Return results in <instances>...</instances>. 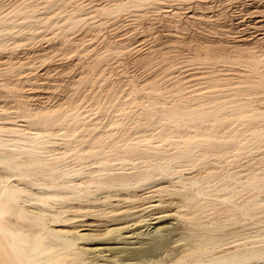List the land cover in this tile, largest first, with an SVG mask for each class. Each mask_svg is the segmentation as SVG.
<instances>
[{"label": "bare ground", "instance_id": "bare-ground-1", "mask_svg": "<svg viewBox=\"0 0 264 264\" xmlns=\"http://www.w3.org/2000/svg\"><path fill=\"white\" fill-rule=\"evenodd\" d=\"M16 1H19V0H16ZM30 1H33V0H30ZM46 1L47 2L50 1L49 2L50 4H51V2H52V4L54 3L51 0H46ZM56 1H58V0H56ZM124 1L122 3H120L121 1L120 2L116 1L117 3L115 2L116 4L114 3L115 5L113 6L114 9L121 8L123 6ZM136 1H138L137 4L139 6V3H141L144 0H135V2ZM23 2H26V1L23 0L21 3H23ZM36 2L37 3H35V4H38V2H39V5H37V7L39 8L41 1H36ZM105 2H108V1H105ZM128 2L130 3L131 0H128ZM135 2H131V4H133ZM18 3H17V5L21 6V3L20 4H18ZM43 3L45 4V0ZM162 3H164V2H162ZM27 4L28 5L24 6V8L20 9V7H19V10L18 9L16 10V12H18V13L20 12L22 14L20 21H18L19 19H16L17 18L16 16L15 17H13V15L11 16L10 13H9V15L4 16V17L0 16V36H1L0 39H2L3 36H4V38H7L9 36L7 34H10V36H12L14 34L13 28L18 26L19 22L20 23H31L32 19L34 17L35 18L37 17L36 12L40 9H38V8H37V10L35 9L34 2L30 3V4L27 3ZM85 4H87V3H85ZM53 5L52 6L50 5V8L52 7V9H54ZM133 5H135V4H133ZM14 6H16V5H14ZM48 6L46 3L44 7L46 8ZM1 8H3V7H1ZM5 8H7V6ZM103 8H105L104 11H107L109 9L108 7H107L108 9H106L105 6H103ZM50 10H49V12H50ZM54 10H52V11H54ZM109 10H111V8ZM44 11H45V9H44ZM99 11L101 12V10H99ZM42 12L43 11H41V13ZM45 12H47V14H48V11H45ZM0 13H1V11H0ZM38 13H40V12H38ZM259 13H260V11H259ZM14 14H15V12H14ZM49 14H50L51 19H52L53 16H52L51 12ZM58 14L59 13H57V17L59 16ZM41 15L43 17H47V16L43 15V13ZM54 15H56V14H54ZM38 17H40V15H38ZM69 17H72V15ZM69 17H67V18L69 19ZM19 18H20V16H19ZM58 18H56V19H58ZM61 18H62V16L59 19H61ZM72 18H70V19H72ZM53 19H55V17ZM53 19L51 21H53ZM65 19L66 18L64 17V21L67 20V19L66 20ZM70 19H69V22H70ZM33 20H35V19H33ZM36 20L38 21V18ZM82 20L83 19H81V18L78 19L75 17V19H72L71 21L75 25H78L79 23H81ZM17 21H18V23H17ZM40 22L42 23V21H40ZM34 23H36V22H34ZM41 23L39 24L40 26L42 25ZM44 23L47 24L48 21L44 20L42 26H44ZM65 23H67V21ZM65 23H63V24H65ZM71 23H69V24H71ZM38 24H36L37 27H39ZM69 24L67 23L64 26H66V25L69 26ZM23 25H25V24H23ZM36 25L32 24L33 27H31V28L33 29L34 26L36 27ZM55 26H56V24H55ZM27 27H25V28H27ZM37 27H36V29H37ZM46 27L48 28V25H46ZM25 28L24 29L21 28V30H20V28L19 29L17 28V29H18V31L19 30L22 31V30H25ZM28 28L30 29V26ZM17 29H16L15 33H17ZM145 31H146V29H145ZM38 32H40V31H37V33ZM22 34H24V33L21 32V35ZM5 36H7V37H5ZM32 37H34V36L32 35ZM246 37H247V35H246ZM9 38H11V37H9ZM7 39H5V40L3 39V40L6 42ZM243 39H246V38L244 37ZM249 39L251 40V37ZM240 41H242V40H240ZM2 42L3 41L0 40V45L2 44ZM219 43H220V41H219ZM239 44L242 45V47L240 45L241 48H243L245 46V45L243 46L242 43H239ZM5 45L6 44H4V46ZM122 45H123V43H122ZM198 45L200 46V44H198ZM223 45L224 44H222V46ZM222 46L220 48L223 50ZM236 46L232 47V50H233V48L237 49ZM128 47L123 46L122 48H128ZM214 47H218V46H214ZM247 47H249V46H247ZM0 48H1V46H0ZM118 48H119V46H118ZM118 48H116V49H118ZM206 48L208 49L207 45H206ZM220 48H219V55L221 52H224L225 55L229 56L227 54L228 51H227V53L225 50L220 52ZM244 48L246 49V51H244V53L246 52L247 53L246 55H249L250 53L247 52L246 46ZM244 48L242 50H245ZM37 49H39V48H37ZM119 49H121V46ZM198 49H200V48H198ZM211 49L214 50L216 52V54H218V51L215 50L217 48H215V49L211 48ZM210 50H209V52H210ZM212 50H211V52H212ZM248 50H250V48ZM115 51H117V50H115ZM120 51H122V50H120ZM214 51L212 52L213 55H215ZM250 51L252 52L253 50H250ZM263 51L264 50L262 49V52ZM229 52H231V49L229 50ZM233 52H235V51L233 50ZM254 52L255 51H253L252 53L254 54ZM241 53H243V52H240V54H238L237 56L241 55ZM252 53H251V55H252ZM222 54H221V56H222ZM229 54H232V53H229ZM235 54H237V52H235ZM225 55H223V57ZM41 56H43V54ZM230 56L228 58H230ZM216 57H217V55H216ZM242 57H240V58H242ZM244 57H246V56L244 55ZM30 58H32V57H30ZM0 59H1V57H0ZM226 59H227V57H226ZM231 59L234 61L235 57L234 58L231 57ZM236 59H238V61H240L239 58H236ZM236 59H235V61H236ZM246 59H248V61H249V62L246 61L247 63L255 64L253 59L249 60V57ZM241 60H245V59L242 58ZM3 61L5 62V60L2 59L1 62H3ZM255 61H256V59H255ZM257 61L260 62L262 60L258 59ZM257 61H256V64H258ZM14 62H15V60H14ZM227 62L229 63V61H227ZM262 63H259V64H261L260 66H262ZM256 64H255V67H256ZM252 66H254V65H252ZM16 67L17 66L10 67L11 69H9V71L11 70L10 71L11 74L14 71L16 72V70H13ZM258 68H259V66L256 68V70ZM3 69L4 68H1V70H3ZM18 69H19V67H18ZM253 70H255V69H253ZM256 70H255V73H256ZM2 72L3 71H1V73ZM257 73H258V70H257ZM7 74H9V73H7ZM14 74H12V75H14ZM258 74H260V73H258ZM17 75H19V73ZM261 75L262 74H260V76ZM256 76L259 77L258 75H255V77ZM262 76H264V75H262ZM229 77H232V76H229ZM149 82H151V81H149ZM250 84L253 87V88L250 87L249 88L250 90H251V88L254 89V87H256V89L258 88V91H256V92H259V91H261L259 89H262V87H264V77H261L257 81L250 83ZM247 85L245 86V88H247ZM242 87H244V86H242ZM249 89L247 88L246 90H249ZM243 90L244 89H242V91ZM263 90H264V88H263ZM199 92L202 93L203 91L199 90ZM240 92H241V89H240ZM256 92H254V93H256ZM153 94H155V93H153ZM207 94H208V91H207ZM225 94H227V93H225ZM252 94H249V95H252ZM221 95H222V93H221ZM19 96L21 97V95H19ZM204 96H206V95L204 94ZM145 97H147V95ZM151 97H153V96H151ZM199 98H201V97H199ZM151 99L155 100L154 98H151ZM151 99L148 102H150V101L153 102V100H151ZM202 99H201V101H202ZM207 99H208V97H207ZM210 99H212V98H210ZM197 100H200V99H197ZM23 101H24V99H23ZM180 101H182V100H180ZM24 102H22V98H21V100L17 99V102H16L17 105L14 104L13 108L16 109L15 113L17 115L25 118V120H26L25 122H27L29 126L33 125L30 129L23 127L24 124L20 125L21 123H19V121L18 122L15 121L14 117H13L14 118L13 121H11L12 120L11 119L9 121H5V122L3 121L0 124V131H6V135L5 134L4 135L7 136V137H2L0 135V264H261L262 262H264V175H262V176L260 175L258 177V174L256 172H253V173L257 174L256 177H252L248 180H245L247 178V176H245V178L242 180L241 176L238 177V179H237L234 176L233 172L229 173L231 171L230 170L228 172L229 169L227 170V172H228L227 173V172L223 171L224 169L221 168L222 169V172H221L220 171L221 169L219 170L218 168H220V167H218V166H216V167H218L216 169V171L218 170L220 172L213 171V169H215V168H212V167H211L212 170L208 169L209 170L208 172H194V171L193 172H179V171L184 170L183 167L180 170L178 169L180 167L179 164H178L179 167L178 168L176 167L177 168L176 172H170L171 170H173L172 166H171L172 160L174 161L175 159H179L181 157H186L188 160L195 159L196 155L194 156L193 152H194V148L197 146V143L199 140L205 141V142H203V143H206L204 145V147L206 145H209L208 147H211V148L215 147V146H220V147L222 146V148H223L224 146L226 147V145H228L229 140H230L229 137H228L229 140L226 137H224L225 134L223 136H220V137H215L214 136L215 132L218 129H216V127L214 128L213 125L211 126V124H210L211 128L209 126L207 127V125L209 124L208 121H211V119H213L212 123H214V126H217V124H215V123H219L224 119V116L222 117L219 114V109H217L218 105H216V107H212L215 105L211 106V104H210V106L209 105L206 106L207 103L205 102L206 104L205 103L203 104V105H205V107H204L202 105L189 104L187 101L186 102L185 101L179 102L177 100V102H179V103L173 102V104H171V105H166V104L162 103L161 108H157L158 102H156V105L154 104L155 101L153 103H149L146 105V108H143V109H146L147 112H149V113L146 112L147 114H149L148 117L150 115H152V117H155L156 120L157 119L160 120V119L165 118V119H167L168 122L171 121V123L175 124V125H177L178 122H180L181 120L184 121L183 119H185L186 121H190L189 124L190 123L192 124V122L195 123L198 121L201 123L202 122L203 123L208 122V123H206L207 124L206 126H205V123H204V127L202 126L203 128L207 127L208 132L201 133L202 138H199V136L196 135V133H194V135L192 133H190L193 136L192 135L189 136L190 134H188V135L185 134V136H187V137L183 136L184 137V138H182L183 141L182 142L178 141V142H180L179 144L176 142L177 140L175 139L174 143H177L176 144L177 146L175 147L174 150L171 149L172 151H166L167 149L164 151V150H162V147H160L161 149H159V146H161V145L160 144H157V145L153 144V142L150 140V137H148L151 135L148 134L146 137L139 138L142 135H140L138 133L140 136L139 137L137 136L138 139H136L135 141L133 139V141L125 142L124 144H118V145H122V146H117V147H116L115 143H113V144L115 145L114 148L117 152L119 151V150H117L118 147H120V150L122 149L121 150L123 152L122 157L128 155L130 157V159L135 157V156H139V159H140V156L145 158V160H143L142 164L135 162V161H132V159H131V161H132L131 170H128V171L125 170L127 168H125V169L122 168V170H117V168H115L113 166L109 167L110 165L117 164V161L115 162V159H117V158H114V161H112V162L106 161L107 156H109V155H107V153L109 154V152L111 150L110 151L108 150L109 152L106 153L107 156L105 158V156H104L105 155L104 154L105 149L99 147L100 149H95V150L90 151L91 154L99 157L98 158L99 161H97L99 163L98 167L95 169L94 168L90 169V170H88V172H85V171L83 172V169L81 170V168L75 170V169H71L70 167H66L67 165L66 166L63 165L62 161L58 160V156L54 155L53 153L48 154L49 149L51 147L49 149H47L45 146V142H46V140H48L49 137L56 136V135L57 136L63 135V133H64L63 131L66 127L65 125H63V126H65L64 128L61 126L62 127L61 129H63V131L61 130L58 132H52V131L47 130V126L51 123L52 124L53 123L61 124L62 123L61 121L62 120L64 121L66 119V117L68 120L69 114L70 115H71V113H72V115L74 114L73 111L71 110L72 112L67 114L65 112H61V109H59V108L58 109L60 111L58 112L57 108L55 107L56 108V109H54V110H56L55 112H54V110L53 111L51 110V112L50 111L42 112L43 108L42 109L36 108L37 111H35L36 110L35 109V110H33L35 112H33V111L30 112L29 106L27 104H26V106H28V108L25 107V105H22ZM3 109H5V108H2V110ZM2 110L0 111V113L2 112ZM5 110H3L2 114L4 113ZM131 110H132V108H131ZM243 112H245V111H243ZM243 112H241V113L243 114ZM146 113L144 112V114L142 116H144ZM245 113L248 114L247 111ZM258 114H264V109L258 108L254 112L252 111V113L248 114V116L250 118H252ZM2 116L5 117L4 115H2ZM71 116H70V120L72 119V117L73 118L77 117L75 120L76 122H78L77 120H79V119L81 120V118L78 119V116H75V117L74 116L71 117ZM142 116H141V118H142ZM8 117H10V116H8ZM148 119H154V118L150 117ZM165 119L162 120V121H164L163 123H165V121H166ZM16 120H17V118H16ZM0 121H2V120H0ZM90 121H92V120H90ZM103 122H105V121H103ZM133 122H136L134 124H138L137 121H133ZM74 123H71L72 127L74 126L73 125ZM85 123H86L85 126L82 125V127L87 126V130H88L89 128L87 125L88 124L87 121ZM116 123L117 122H115L113 124H116ZM149 123H147V124H149ZM71 124H70V126H71ZM75 125H77V124L75 123ZM198 125L201 126V124H199V123H198ZM77 126H79V124ZM89 126H91V125H89ZM138 126H139V124H138ZM51 127H53V126H51ZM67 127H68V125H67ZM141 127H138V128H141ZM162 127L164 128L165 126L162 125ZM212 127L214 128V130L216 129V131L213 130L214 135L212 134L213 132L211 133L209 131V128L213 129ZM93 128H95V127H93ZM130 128H132V127H130ZM195 129L198 130L197 128H195ZM128 130H130V129H128ZM152 130H153V128H152ZM207 130H205V131H207ZM258 130H260V129H258ZM78 131H79V128H78ZM110 131H108L109 137L111 136L110 134L115 135L114 134L115 132L111 133ZM156 131H158V130H156ZM167 131L170 132L171 130H167ZM200 131H201V129H200ZM227 131H230V129L229 130L227 129ZM227 131H224V132L227 133ZM168 132H166V130L164 128V129L159 131V134L158 133L157 134L159 135L158 137H161L162 139L166 140L170 136V135L168 136L166 134ZM255 132H256V130H255ZM88 133L90 135V132H88ZM123 133H125V132H123ZM123 133H121V134H123ZM217 133H218V131H217ZM239 133H235L234 136H236L237 134L239 135ZM144 134H145V132H144ZM219 134L220 133H218V135ZM253 134H256V133H253ZM258 134H260V133H258ZM258 134H256V135H258ZM79 135H78V133L73 134L70 139L64 141L65 145L68 147V148L66 147L67 152H68V150L70 151L72 149L70 147L72 142L75 139H77L78 137L81 138V135L80 136ZM91 135H93V134L91 133ZM96 135L98 136L99 133ZM100 135L102 136V134H100ZM127 135L128 134H126V137H127ZM133 135L134 136L132 138L135 137V134H133ZM227 135L231 137L229 132ZM256 135H255V137L259 136V135L258 136H256ZM103 136H104V134H103ZM178 136H180V135H178ZM232 136H233V134H232ZM242 136L243 135H241V138H242ZM251 136H254V135H251ZM100 137L98 139H100ZM104 137L107 138L106 135ZM104 137H102V138H104ZM112 137H114V136H112ZM123 137H122V139L126 138V137H124V138ZM128 137H130V136H128ZM233 137L231 139H233ZM91 138H92V136H91ZM81 139L83 140V138H81ZM84 139H86V138L84 137ZM110 139L108 138V140H109L108 143H110V141H111ZM237 139L240 140L239 138H237ZM250 139H252V137H250ZM82 140L77 142V143H81ZM100 140H103V139H100ZM179 140H181V139H179ZM238 140H237V142H235V140H234L235 144L241 143ZM248 140H249V138H245L244 141H248ZM254 140H258V138L253 139V144H254ZM259 140H261V139H259ZM162 141H164V140H162ZM250 141H252V140H250ZM250 141H249V143H250ZM75 142H76V140H75ZM84 142H83V144H86ZM92 142H93V140L91 141V143ZM101 142L102 141L98 142L99 146H100ZM256 142L259 144L261 141H256ZM170 143L173 144V142H170ZM201 143L199 142V145ZM232 143H233V141H232ZM244 143H242V144H244ZM257 143H256V146H257ZM73 144H74V142H73ZM246 144L247 143H245V146H246ZM101 145H103V144H101ZM93 146L96 148V144ZM238 146H240V145L238 144ZM245 146L243 147L242 152L246 148ZM253 146H255V144ZM61 147H62V145H61ZM112 147L109 148V146H108L109 149H112ZM248 147H249V144H248ZM56 148H58V147H56ZM90 148H92V145ZM211 148H210L211 151L215 150V149L212 150ZM240 148H242V147L240 146ZM89 149L87 151H89ZM196 149H198V148H196ZM204 149H205L204 151L206 152L207 151L206 147ZM216 149H218V148H216ZM219 150H221V149H219ZM60 151H61V149H60ZM199 151H202L203 153L199 152ZM199 151H198V153L204 154L203 149L202 150L200 149ZM208 151H209V149H208ZM223 151H225L224 152V154H225L227 152L226 148L223 149ZM223 151H219L218 153H220V152L222 153ZM260 151H259V153L261 154ZM120 152H118V154ZM216 152H217V150H216ZM216 152H214V154H217ZM74 153L75 154L77 153L78 155L83 154L82 152H79V151H74ZM86 153L88 154V152H86ZM194 153H196V152H194ZM221 153L218 155H221ZM262 153H264V152L262 151ZM84 154H83V156H84ZM115 154H114L115 156H113V157H116V156L121 157L120 156L121 154L120 155H118L117 153H115ZM201 154H199V155H201ZM206 155L207 154H205L204 156H206ZM208 155H209V153H208ZM211 155L213 156V153ZM211 155H209L210 159L211 158L213 159V157L216 156V155H214L212 157ZM229 155L227 154L225 156H229ZM86 156L87 155H85L84 158H86ZM149 156H151V157H149ZM199 158L202 159L203 157L202 158L199 157ZM199 158H196V159H199ZM214 158L217 159V157H214ZM218 158H220V157H218ZM223 158H225V157L223 156ZM76 159L81 160V157L80 156L76 157ZM88 159H85V160H88ZM125 159H126V161L125 160L124 161L126 164V162H128V158L126 157ZM208 159L209 158H207V160L205 162H207V161L209 162L210 159L209 160ZM220 159H222V156ZM258 159H260V157H258ZM93 160H95V159H93ZM108 160H111V159H108ZM117 160H119V159H117ZM204 160H202V161L204 162ZM122 161L123 160L119 161V163ZM192 161L194 163L195 160H192ZM199 161H201V160H199ZM228 161H230V160H228ZM234 161H236V159ZM71 162H73V161H71ZM77 162H79V161H77ZM91 162H94V161H91ZM97 162H95V163H97ZM129 163H130V160H129ZM182 163H184V161H181V165H182ZM248 163L250 166V163H252V162L250 161ZM119 165L117 164L116 166H119ZM201 165H202V163H201ZM205 165L207 166V163ZM212 165H213V163H212ZM84 166H85V163H84ZM86 166L84 169L89 168ZM124 166H127V165H124ZM249 166H247V167H249ZM253 166H254V164H253ZM90 167H92V166H90ZM95 167H96V165H95ZM129 167H130V165H129ZM236 167L239 168V166H236ZM174 168H175V166H174ZM108 169L111 171L107 172ZM202 169H201V171H202ZM231 169H234L232 171H236L235 168H233V167ZM245 171L246 172H243V174L247 173V169ZM223 172L226 174H224ZM236 173H237V171H236ZM240 173H242V172H239V174ZM230 174H232V176H230ZM243 174H241V175L243 176ZM248 174H250V173L248 172ZM237 175L238 174H236V176ZM250 175H252V174H250ZM250 175H248V177H250ZM239 178H240V180H239ZM217 210H220V211L218 212ZM216 211L218 213H216ZM239 215H241L242 218ZM238 218H240V219H238Z\"/></svg>", "mask_w": 264, "mask_h": 264}, {"label": "rangeland", "instance_id": "rangeland-1", "mask_svg": "<svg viewBox=\"0 0 264 264\" xmlns=\"http://www.w3.org/2000/svg\"><path fill=\"white\" fill-rule=\"evenodd\" d=\"M19 1L0 0V8L3 7L1 8L2 10L0 9L1 11L0 16L4 17V16L9 15L10 13L11 16L12 15L13 17L16 16L17 17L16 19H19L18 21H20L22 14L20 12L19 13L16 12L17 9L19 10V7L20 9H22L24 8V6L28 5L27 3L30 4L34 2L35 4L37 3L36 1H41L39 8L37 7V5H39V2L38 4H35V9L37 10L38 8L40 10L36 12L37 17L36 18L34 17L33 19L36 20L38 18L39 22L42 21V23L40 22L42 25H43L44 20L48 21V23L47 24L44 23V26L42 25L40 26L39 25L40 23L37 20L35 21L33 19L31 23H20V22L18 23L17 21L18 26L13 28L14 34L13 35L11 34L12 36H10V34H7L9 36L8 37L5 36V37H7L8 39L4 38V36L2 37V39H0L1 41L4 42V43L2 42V44L0 45L1 46L0 48L1 59L0 60L1 61L2 59L5 60V62L0 61V108L2 107L6 109V110L3 109L5 110L3 114H2L3 112L2 108L0 109V111L2 110V112L0 113V120H2L0 121V124L3 121L5 122L11 119H12L11 121H13L15 118V121L17 122L19 121V123H21L20 125L24 124L23 127L25 128L30 129L33 126V125L29 126L28 123L25 122L26 120L24 117L19 116L15 113L16 109L13 108V105L16 104L17 99L21 100V98H22V102L24 101L26 102V103L24 102L22 105H25V107L27 108L29 106L30 112H32L36 108L37 109L43 108L42 112L44 111L51 112V110L53 111L56 108L58 112L60 111L59 109H61V112H65L67 114L73 111L74 114L72 115L71 113V115L74 117L78 116V119L81 118V120L79 119L77 120L78 122H76L75 120L77 117L73 118L69 114L68 120L66 117L65 119L66 121L62 120L61 124H58V123L49 124L47 126V130L52 131V132H58L61 130L63 131V129L61 128L62 127L64 128L65 126L66 127L63 131L64 136L56 135V136L49 137L48 140H46L45 142V146L47 149L51 147L49 149L48 154L53 153L54 155L58 156V160H61L63 165L65 166L67 165L66 167H70L71 169H75V170L81 168V170L83 169V172L84 171L88 172V170L93 169V168L95 169L99 165V163L97 162L99 161L98 160L99 157L91 154L90 153L91 150L100 149L99 147L105 149V152H104L105 158L107 155H109L107 156V158L111 159V160H108L106 158V161L112 162L114 161V158L119 159V160L115 159V162L117 161V164L118 165L120 164L119 166H116L117 164H114V165H110L109 167L113 166L117 168V170H122V168L123 169L127 168L125 170L128 171V170H131L132 161L142 164L145 158L140 156V159H139V156H135L131 158L132 159L131 161L128 155L122 157L123 152L121 151L122 149L120 150V147H118L117 150H119L118 152L121 151L122 153L120 152L118 154V152L114 148L115 145L116 147L122 146L118 144H124L125 142L133 141V139L135 141L136 139H138L140 135L142 136H140L139 138L146 137L149 134L151 136H148V137H150V140L153 142V144L161 145L159 146V149H161L160 147H162V150L164 151L166 149H167L166 151H172L171 149L174 150L175 147L177 146L176 145L177 143L179 144L180 142L183 141L182 138L187 137L185 136V134L188 135L192 133L194 135V133H196V135H198L199 138H202L201 133L208 132L207 127L208 126L210 127V124H211V126L213 125L214 128L216 127V129H218L217 130L218 133H220L218 135L216 129L214 130L213 127H212L213 129H210L211 128L210 127L209 131L211 133L213 132V130L216 131L215 135H214V132L212 133L215 137H220L225 134L224 137H226L227 139L228 137L230 138L231 141L228 139L229 140L228 145H226V147L224 146L223 148L222 146L221 147L215 146L218 149H216L215 147L211 148V147H208L209 145H206L205 146L206 150L208 151L209 149V151L205 152L204 145L206 143H203L205 142L203 140H199L197 143V146L194 148V152L196 153L193 152L194 156L196 155L195 159L188 160L186 157H181L179 159H175L174 161L172 160L171 166L173 170H171L170 172H176V169L179 166H180L178 168L179 170L182 169V167L184 169L179 172H193V171L194 172H208L209 171L208 169L212 170L211 167L215 168L213 169V171L217 172L218 170L216 171V169L220 167L218 168L219 170L222 168L224 169L223 171L227 172V170L229 169L228 172L231 170L229 173L233 172L234 176L237 179L238 177L241 176L242 180L245 178V176H247L245 180H248L252 177H256L257 174H258V177L260 175L261 176L264 175V157H263L264 153H262V151L264 152V129H263L264 128V114H258L252 118L248 116V114L252 113V111L254 112L258 108L264 109V90H263L264 87H262V89H259L261 91L256 92L258 91V88L256 89V87H254V89H252L253 87L250 84V83L257 81L259 78L264 77L262 76L264 75L263 74L264 73V51L262 52V49L264 50V35H263L264 34V0H197V1L196 0H193V1L192 0H187V1L186 0H183V1L182 0H173V1L167 0L168 2L166 0H165L166 2L164 0H156V1L155 0H144L141 3H139V6L137 4L138 1L135 2V0H131V2H135L133 3L135 5H133L131 4V2L129 3L128 0H125V1L123 0L124 1L123 6L119 9H114L113 6L117 3L116 1L118 2L121 1L120 3H122L123 2L122 0H58V1L51 0L54 2L53 3L54 5L52 4V2L50 4L49 3L50 1L47 2L45 0V4L47 3V6L49 4L51 6L53 5L54 6L53 8L55 10L52 9V7L50 8V5L46 7L47 8L46 9L44 7L45 4L43 3L44 0L43 1L42 0H33V1L25 0L26 2L28 1L27 3L26 2L21 3L23 0H19ZM105 1H108V2H105ZM17 3L18 4L21 3V6L20 5L18 6ZM5 5L7 6V8H5L6 7ZM14 5H16L17 7ZM103 6H105L106 9L111 8V10L108 9L107 11H104L105 8H103ZM44 9L45 11H48V14L47 12L44 11ZM49 10L53 16L52 19L54 17L55 19L58 17L60 18L61 16L63 19L58 18L56 19L57 21L55 19L51 21L52 19L49 14L50 13ZM99 10H101V12ZM41 11H43L42 12L43 15L47 17H43L41 15L42 14ZM57 13H59L58 17H57ZM38 15H40V17H38ZM71 15L73 18L69 17ZM64 17L67 19L65 20L67 21L68 24L71 23L72 22L71 20L75 19V17L78 19L81 18L83 20L78 25H75L72 22L71 24L72 25L74 24L73 26L71 24H69V26L68 25L64 26L65 24H67L65 23L66 21H64ZM67 17H69V19L72 18L70 19V22ZM54 23L56 24V26ZM32 24L33 25L38 24L39 27H37L36 25L37 29L35 26H34L35 29L34 28L32 29L31 28L33 27ZM46 25H48V28L46 27ZM27 26L28 27L30 26V29ZM25 27H27L28 29ZM15 28L16 29L20 28V30L21 28L22 29L25 28V30L18 31L17 29V33H15L16 31ZM37 31H40V32L37 33ZM21 32H23L24 34L21 35ZM32 35L34 37H32ZM244 37L246 39H243ZM250 37H251V40L249 39ZM236 38L237 39L239 38V39L237 40ZM3 39L4 40L7 39L6 42ZM196 42L200 44V46ZM239 43H242L243 46L244 45L246 46L247 52L250 53L249 55H246L247 54L246 52L244 53V51H246V49L244 48L245 46L243 47L245 50H242L243 49L241 48L242 45ZM245 43L246 44L248 43V44L246 45ZM4 44L6 45L4 46ZM222 44L224 45L222 46ZM206 45L208 49L206 48ZM220 45L222 46L223 50L226 51V53L228 51L227 54L229 56L231 55L230 58H228L229 56L225 55L224 52H221L223 50L220 48L221 47ZM234 45L235 46L237 45L236 46L237 49L233 48V50L237 52V54H235V52H233L232 50V47H235ZM118 46L119 48L121 46V49H119ZM123 46L128 47V48H122ZM214 46H218V47H214ZM211 48L213 49L217 48L215 50L218 51V54H216V52L212 50ZM219 48L221 52L220 55H219ZM249 48L250 50L255 51L254 54L252 53L253 51L251 52L250 50H248ZM210 49L212 50V52L214 51L215 55L212 54ZM230 49H231V52H229ZM240 52H243V53L237 56L238 54H240ZM229 53H232V54H229ZM42 54L43 56H41ZM223 55L225 56L223 57ZM244 55L246 57H244ZM231 57L232 58L235 57V59L239 58L240 61H238V59H236V61L234 59L233 61ZM240 57H242L245 60H241L242 58ZM248 57H249V60L253 59L255 64L258 59L262 61L260 62L257 61L258 64H256V67H255V64L247 63L249 62L248 59H246ZM227 61H229V63ZM259 63H262V66H260L261 64ZM251 64L254 66H252ZM14 66H17L14 69L12 68L13 70H16V72L15 71L12 72V74L15 73L14 75H12L10 73L11 70L9 71V69H11L10 67H14ZM258 66L259 68L257 70H258V73L262 74L261 76L260 74L257 73V70H256ZM1 68H4V69L1 70ZM252 68L256 70V73H255V70H253ZM1 71L3 72L1 73ZM18 73L19 75H17ZM255 75H258L259 77L257 76L255 77ZM229 76H232V77H229ZM148 80L151 82H149ZM246 83L247 84L249 83L250 85L248 84L249 85L248 86ZM246 85L248 89L252 87L251 88L252 91L250 89L246 90L247 89L245 88ZM240 89H241V92H240ZM242 89H244L245 91L244 90L242 91ZM199 90L203 92L200 93ZM207 91H208V94H207ZM14 93L15 94L17 93V94L15 95ZM203 93L206 96H204ZM249 94H252V95H249ZM19 95H21V97ZM146 95L147 97H145ZM209 97L212 99H210ZM151 98H154L155 100ZM150 99L153 100V102L155 101L154 102L155 105H156V102H158L157 108H161L162 103L166 105H171L173 104V102L179 103V102H184V101L185 102L187 101L189 104L202 105L204 107L205 105L203 104L205 102L207 103L206 106L208 105L210 106L211 104V106L215 105L212 107H216V105H218L217 109H219V114L222 117L224 116V119L219 123H215L217 124V126H214V123H212L213 119H211V121H208L209 122L208 125L206 124L208 122H204L205 126L207 125L206 128H203L204 127L203 122H202L203 124L199 121L195 123L192 122V124L191 123L189 124L190 121H186L185 119H183L184 121L181 120L180 122H178L177 125H175V124H172L171 121L168 122L167 119L164 118L166 121L165 123H163L164 121L162 120L164 119L156 120L155 117H152V115L148 117L149 114L147 113L149 112H147L146 109H143V108H146L147 104L153 103L151 101L148 102ZM197 99H200V100H197ZM177 100L179 102H177ZM26 104L28 106H26ZM37 109L35 111H37ZM55 111L56 110H54V112ZM243 111L245 112L247 111L248 114ZM144 112L145 113L147 112V113L144 116H142ZM241 112H243V114ZM2 115H4L6 118L3 117ZM70 116L72 117L71 120H70ZM150 117L154 119H148ZM86 121L88 123L87 124L89 128L88 130H87V126L84 127L86 124L85 123ZM133 121H137L139 126L138 124H134L136 122H133ZM70 122L71 123L75 122L77 125L79 124V126L81 125L80 126L81 128L75 125V123L73 124L74 126L72 127V124ZM115 122L117 123L113 124ZM198 123L201 124V126H199ZM82 125L84 126L82 127ZM89 125H91L92 127ZM162 125L165 126L164 128L166 132H168L167 130H171L170 132L166 133L168 136L170 135L169 138L166 140L162 139L161 137H158L159 131L164 129ZM137 126L141 128H138ZM260 127L261 128L263 127L262 128L263 130ZM78 128H79V131H78ZM127 128L130 130H128ZM195 128H197L198 130H196ZM204 129L207 131H205ZM227 129L228 130L230 129V131H227ZM258 129H260L261 131ZM108 131H110L111 133L115 132L114 133L115 135L110 134L111 136L109 137ZM143 131L145 132L146 135L144 134ZM224 131H227V133ZM88 132H90V135ZM123 132L128 134L127 137H126V134ZM228 132L231 135V137L227 135ZM239 132L240 133L242 132V133L240 134ZM257 132L260 134H258ZM76 133H78V135L80 134L81 138H83V140L84 141L86 140V141L84 142L81 138L78 137L77 139H75L76 142L75 140L73 141L74 144L72 142L70 146L72 149L70 151L68 150L67 152V149H66L67 146L65 145L64 141L70 139L72 135ZM91 133L93 135H91ZM95 133L96 134L99 133V135L97 136ZM235 133H239V135L237 134L236 136H234ZM253 133L258 134L259 136ZM4 134L6 135V131H0V135L2 137H7ZM100 134H102V136ZM103 134L104 136L106 135L107 138H105ZM133 134H135L134 138H132L134 136ZM192 134H190L189 136H191ZM232 134L234 137L232 136ZM241 135H243L242 136L243 139L241 138ZM251 135H254V136H251ZM255 135L258 137H255ZM123 136L126 138H124ZM128 136H130L131 138ZM84 137L86 139H84ZM99 137L100 139H103V140L98 139ZM122 137L124 139H122ZM232 137L233 139H231ZM244 137L249 138V140L244 141L245 140ZM250 137H252V139H250ZM253 137L255 139L258 138V140H254L255 146H253L254 145ZM108 138L109 139L111 138L110 143H108L109 142ZM237 138H239L240 140H238ZM175 139L177 140L176 141L177 143H174ZM81 140H82L81 143H77ZM90 140L91 141L93 140V142L91 143ZM98 140L102 141L100 143V146L98 144L99 142ZM234 140L235 142H237V140L241 142L238 144L242 148H240V146H238L237 143L235 144ZM242 140L245 143H247L246 146ZM256 141H261V142L258 144ZM83 142L86 144H83ZM170 142H173V144H171ZM199 142L200 143L202 142V143L199 145ZM113 143H115V145ZM256 143H257V146H256ZM60 144L62 145L63 148L61 147ZM95 144H96V148L93 146ZM248 144H249V147H248ZM91 145H92V148H90ZM107 145L109 146V148L113 146L112 149H109ZM244 146L246 148L242 152V149ZM210 148L212 150L215 149L213 150L214 152H216L217 150L216 152L217 154H214V152L211 151ZM225 148L227 152L224 154L225 151H223V149ZM88 149L89 151H87ZM200 149L201 150L203 149L204 154L198 153ZM108 150L109 151L111 150V151L109 152ZM74 151H79L85 154L84 156L83 154L78 155L77 153L75 154ZM219 151H223L222 153L220 152L221 155H218L220 154L218 153ZM259 151L261 152V154L259 153ZM86 152H88V154ZM107 152H109V154ZM199 152H202V151H199ZM211 152L213 153V156L216 155L214 157H217V159L211 155L212 154ZM113 153L114 154L117 153L118 155L121 154L120 156L122 158L119 156L113 157L116 155V154L114 155ZM208 153L209 155L213 157V159L212 158L210 159V156L208 155ZM205 154H207L209 157L207 155L204 156ZM227 154L228 155L230 154V155L225 156ZM85 155H87L86 158H84ZM79 156L81 157V160L76 159V157H79ZM221 156H222V159H220ZM223 156L226 159L223 158ZM126 157L128 158V162H126L125 164ZM199 157L201 158L203 157V158L200 159ZM258 157H260V159H258ZM196 158H199V159H196ZM207 158H209L211 161L208 159L209 162L208 161L205 162ZM85 159H88V160H85ZM93 159H95L96 161ZM235 159L236 161H234ZM76 160L79 162H77ZM121 160L123 161L125 160V161L124 162L122 161L123 163L122 162L119 163V161ZM129 160H130V163H129ZM192 160H195L194 163ZM197 160L198 161L201 160V161L198 162ZM202 160H204V162ZM91 161H94V162H91ZM181 161H184V163H182V165L184 164L183 166L181 165ZM250 161L252 163H250V166H249L248 162ZM84 163H85V166L87 165L86 167H89V168L84 169L85 168ZM206 163H207V166L205 165ZM124 165H127V166H124ZM236 166H239V168ZM230 167L235 168L237 173L236 171H232L234 169H231ZM200 168L201 169L203 168L202 171ZM222 169L220 170L221 172H222ZM246 169H247V173H246L247 175L245 173L243 174V172H246L245 171ZM108 171H111V170L108 169L107 172ZM239 172H242V173L239 174ZM248 172L252 175L248 174ZM253 172H256L257 174ZM235 173L238 174L239 176L238 175L236 176ZM241 174H243V176ZM248 175H250V177H248ZM230 176H232V174H230ZM217 211L219 212L220 210H217ZM217 211L216 213H218ZM239 216L241 217V215ZM261 264H264V262H262Z\"/></svg>", "mask_w": 264, "mask_h": 264}]
</instances>
